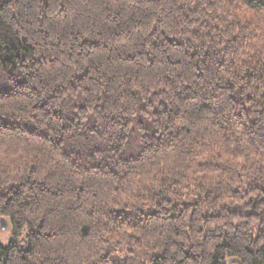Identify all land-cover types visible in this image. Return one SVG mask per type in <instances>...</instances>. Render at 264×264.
Instances as JSON below:
<instances>
[{
    "label": "trees",
    "instance_id": "trees-1",
    "mask_svg": "<svg viewBox=\"0 0 264 264\" xmlns=\"http://www.w3.org/2000/svg\"><path fill=\"white\" fill-rule=\"evenodd\" d=\"M0 264H264V0H0Z\"/></svg>",
    "mask_w": 264,
    "mask_h": 264
},
{
    "label": "rangeland",
    "instance_id": "rangeland-1",
    "mask_svg": "<svg viewBox=\"0 0 264 264\" xmlns=\"http://www.w3.org/2000/svg\"><path fill=\"white\" fill-rule=\"evenodd\" d=\"M4 220L8 221L6 219ZM9 239H10L9 222H7L4 228H2V225L0 223V243L5 245L8 243Z\"/></svg>",
    "mask_w": 264,
    "mask_h": 264
},
{
    "label": "water",
    "instance_id": "water-1",
    "mask_svg": "<svg viewBox=\"0 0 264 264\" xmlns=\"http://www.w3.org/2000/svg\"><path fill=\"white\" fill-rule=\"evenodd\" d=\"M0 223L2 225V228H4L5 227V220H4V218H0Z\"/></svg>",
    "mask_w": 264,
    "mask_h": 264
}]
</instances>
